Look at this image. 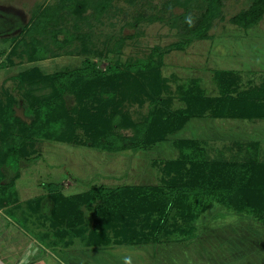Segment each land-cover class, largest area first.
<instances>
[{"label": "rangeland", "instance_id": "rangeland-1", "mask_svg": "<svg viewBox=\"0 0 264 264\" xmlns=\"http://www.w3.org/2000/svg\"><path fill=\"white\" fill-rule=\"evenodd\" d=\"M252 1L224 0L221 15L209 24L208 36L189 39L180 47L186 40L184 28L200 17L204 1L0 0V105L13 98L14 116L25 129L37 117V104H30L27 96L56 90L60 97H55V107L64 115L57 135L46 133L50 126L30 135L10 133L0 114V182L11 185L17 194L4 207L14 218L12 228L15 223L21 227L15 233L22 237L24 229L42 243V238L67 243L65 222L60 217L51 219L48 210L50 204L58 205V193L76 195L99 184L177 182L194 185L180 198L205 203L195 219L188 218L190 210L175 214L168 244L98 249L85 246L83 238L75 236V245L49 247L45 256L48 251L54 254L52 264H63L71 256L68 264H123L125 256H131L132 264H262L264 218L213 200L225 191L233 173L244 175L237 163L255 156L264 163V17L248 29L232 20ZM98 3L100 12L95 8ZM33 42L38 53L53 50L56 54L30 60ZM88 60L111 77L117 66L124 72L136 69H129V63L149 65L148 72L133 73L129 85L123 80L116 84L110 77L106 81L103 75L88 81L93 95L84 101L96 111L100 103L107 104L108 112L103 114L112 130L107 135L98 133L97 138L92 129L78 126L85 106L64 80L56 89L37 75L20 76L36 67L44 74L68 71L85 66ZM215 69L228 77L216 78ZM220 80L232 83L227 86ZM228 89L234 95L244 92L243 99L249 101L240 114L207 101L226 98ZM113 92L117 94L114 104L109 103L108 94ZM251 96L262 99L261 105L250 103ZM112 111L119 114L116 120ZM166 122L181 126L165 131ZM125 140L139 145L110 147ZM174 165L175 170L169 171ZM84 211L87 223L94 224L98 215Z\"/></svg>", "mask_w": 264, "mask_h": 264}, {"label": "trees", "instance_id": "trees-1", "mask_svg": "<svg viewBox=\"0 0 264 264\" xmlns=\"http://www.w3.org/2000/svg\"><path fill=\"white\" fill-rule=\"evenodd\" d=\"M180 1L187 3L191 0ZM200 1L205 2V10L200 14V17L196 20V22H189L186 25L184 29L187 31H183L186 36V40L180 42V47H184L185 44L188 43L189 39L207 37L211 20L222 13L224 0ZM85 5H82V8ZM101 7L100 3L95 5V8H97L99 12L102 11ZM263 17L264 0H253L248 8L240 10L232 17V20L238 26L248 29L258 25ZM48 24H50V21H47V25ZM38 52H40V50L33 42L31 44V51H29L30 60H36L44 56L47 57L48 55L56 54L53 50L47 53ZM13 53H15L14 50ZM129 64L130 65H127L129 69H136H130V71L124 70L123 72L121 66H117L115 75L112 77L106 75L105 72L100 71V69L96 66V63L90 60L87 61L85 66L69 69L68 71L61 70L50 74H44L36 67L31 69V71L21 73L20 76L24 78L26 74L28 77L37 75L40 78H43L45 83L47 81L52 83L53 88L56 89V86L60 84V81L64 80L77 94L79 101H81V103L85 106V108L81 110L82 115L79 118L82 122H80L78 126L83 125L88 131L92 129V135L97 138L99 134H101V136L107 135L112 130H108L111 128V125L107 121V117L103 114L104 112H108L107 104L100 103L99 111H96L95 109H91L90 106L87 105L86 101H84L85 98L93 95L91 85L88 81L93 80V78H97V75L98 77H102L103 75V77L105 76L107 78L106 81H108L110 77L114 80V83L116 82V84H121V80H123L129 85V81L130 78L133 77V73L140 72L143 74V72H148L149 70V65L147 66L145 63L134 64V66H131V63ZM213 73L216 78L218 75L221 77H228L227 73L221 69H215ZM33 81L36 83L38 82L36 79ZM224 81L225 80H220V82ZM230 81H225L227 86L232 83V81ZM114 88L117 89L118 86ZM228 91L230 94H227L226 98H221L218 101L214 98H210L207 101H214L216 104H220V109L236 110L239 112L238 114H240L243 108L247 106L246 103L249 102L247 101L248 99L246 101L245 98L243 99L242 95H244V92L242 91L237 92V94L235 93L236 95L233 93L234 90L230 91V89H228ZM108 94L111 95L109 103H113L116 100L117 94L114 92ZM252 96L249 97L250 103L256 106L257 104L261 105L262 99L260 100L258 97ZM27 97L30 98V104H37L34 105L37 115L36 120L31 126H26L25 129L23 126L19 125L22 121L14 116V99L11 98L8 99L4 105H0V114H4L2 118L5 117L4 123L6 129H8L10 133L15 130L32 135L36 134V132L39 134L42 130L50 126L52 127L51 130H46V133L48 135H57V133H59L57 125L61 123L60 118L64 117L63 113L57 111L55 107L56 100L60 97V92L55 90L54 94L43 96L32 93L31 97ZM55 97L57 98L55 99ZM107 97L110 96L107 95ZM105 100H107V98H105ZM112 112L114 119L116 116H119L116 111ZM245 116H247V114H245ZM183 118L185 119V117ZM124 120L128 121L127 118ZM120 121L118 120L117 123L122 125L123 121ZM67 123L71 124L72 121L68 119ZM173 125L166 122L164 123L163 130L166 131L171 128L174 129L181 126ZM91 140L92 143L101 144V140ZM137 145L139 144H136L134 140L127 142L125 140L121 145L110 147L119 150L124 147H135ZM255 157L254 160L251 159L250 161L246 160L237 163L239 168H244V175H235L233 173V175L229 177L230 179L226 181L225 191H222L219 194V199L213 200H217L219 203L226 205L227 207H233L237 212H244L247 210L251 211L256 214L255 217H258L259 220H261L264 218V163H259ZM171 167L173 168L169 171L175 170V165ZM242 176L247 177L248 180L239 183ZM10 186L11 185L9 184H3L0 182V208L9 206L10 202L14 201L11 197L14 198V195H17L13 193ZM49 187L53 188L54 185L51 184ZM193 187L194 185L180 186L177 182L170 184L166 183V185L162 184L160 186H150L144 184L115 187L107 184H99L93 185L87 190L76 195H63L58 193L55 195V201H57L58 205L55 206L54 204H50L48 210L52 213L50 216L51 219L52 217H54L53 219H55V217L56 219L60 217L63 222H65V230L67 235L69 234L67 237L68 242L66 243V240L63 242L61 238L58 240L54 239L52 241L42 238L44 241L43 243L46 246V249H50L52 247L58 248L59 246L64 247V245L68 247L75 245L74 239L75 236H78L83 238L82 240L85 246L98 249H100V247H107V249H109L108 247L111 246L139 247L146 246L145 244L148 243L158 245L168 244L167 241L171 240V237L169 236L170 231H173L169 225L172 219H174L179 212L187 213V211L190 210L192 216L187 215L188 218L195 219L202 211L201 204L205 203L204 200H202L201 203H198L199 201L195 202L190 197L183 199L180 198V194L187 193L190 188L193 190ZM195 195H197V193H195ZM37 202L40 203V201ZM86 208L89 212H94L98 215L94 224L87 223L88 221L85 217L84 211ZM58 214L61 216H58ZM33 216L34 215L31 214V217L26 219V222H28ZM172 260H174V257H172ZM263 263L264 258L262 259V264Z\"/></svg>", "mask_w": 264, "mask_h": 264}, {"label": "crops", "instance_id": "crops-1", "mask_svg": "<svg viewBox=\"0 0 264 264\" xmlns=\"http://www.w3.org/2000/svg\"><path fill=\"white\" fill-rule=\"evenodd\" d=\"M13 221L14 218L6 213L4 208H0V264H20L21 259L24 261L21 264H52L50 256L54 254L48 251L50 254L45 256V250L49 249H46L44 243L36 239L28 230L23 229L22 237L15 233L21 227L15 223L14 227H16L12 228ZM13 249L16 251L11 252ZM72 257L65 258L67 260L61 262L68 264L67 261Z\"/></svg>", "mask_w": 264, "mask_h": 264}, {"label": "clouds", "instance_id": "clouds-1", "mask_svg": "<svg viewBox=\"0 0 264 264\" xmlns=\"http://www.w3.org/2000/svg\"><path fill=\"white\" fill-rule=\"evenodd\" d=\"M123 264H132V258H131V256H125L123 258Z\"/></svg>", "mask_w": 264, "mask_h": 264}]
</instances>
